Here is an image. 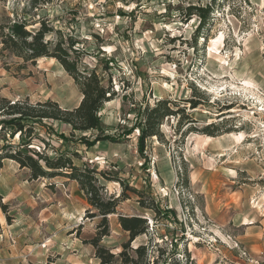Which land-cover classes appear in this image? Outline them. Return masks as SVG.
I'll return each instance as SVG.
<instances>
[{
	"label": "rangeland",
	"instance_id": "rangeland-1",
	"mask_svg": "<svg viewBox=\"0 0 264 264\" xmlns=\"http://www.w3.org/2000/svg\"><path fill=\"white\" fill-rule=\"evenodd\" d=\"M32 1L0 0V23L25 20L36 32L44 22L54 30L48 40L55 42L56 32L65 42L73 38L81 69L95 71L115 94L100 113L105 134L123 136L139 108L159 100L180 103L195 121L188 126L198 131L177 133L178 121L188 122L181 115L164 122L162 138L148 140L143 155L138 130L121 143L104 142L91 150L79 135L69 143L53 138L46 153H77L76 166L106 172L110 181L101 182L108 197L121 196L118 179L143 194L127 191L130 199L118 214L150 219V237L159 246L170 245V235L182 236L183 228L187 243L181 248L194 264H264V239H244L238 227L240 219L264 216V0H216L211 24L197 42L200 19H189L187 8H205L213 0ZM1 98L51 100L73 110L82 94L56 60L32 65L0 51ZM188 100L203 104L191 110ZM210 125L216 137L203 133ZM55 128L70 135L69 127ZM228 134H244L245 142L225 140L223 152L214 139ZM3 146L0 141V150ZM36 146L44 152L42 143ZM140 201L174 210L178 224L153 225ZM0 204V264H98L94 248L84 242L96 236L101 219L90 218L92 209L76 182L32 181L29 170L5 161ZM109 225L111 236L102 245L118 253L128 235L118 215L109 217Z\"/></svg>",
	"mask_w": 264,
	"mask_h": 264
},
{
	"label": "trees",
	"instance_id": "trees-1",
	"mask_svg": "<svg viewBox=\"0 0 264 264\" xmlns=\"http://www.w3.org/2000/svg\"><path fill=\"white\" fill-rule=\"evenodd\" d=\"M35 1H32L33 5H35ZM213 2L205 8L197 6L187 8L189 19L192 16H197L200 19L196 29V42L201 34L203 37L202 31L211 24L216 0ZM52 33L54 30L44 22L36 32L28 30L25 20L0 23L1 53H9L26 64L32 65H36L41 59L56 60L74 80L82 94L79 106L73 110L62 109L57 102L51 100L34 104L29 98L16 101L1 98L0 141L4 143V146L0 150V171L3 169L5 161H11L16 163L20 169L29 170L32 181L63 177L76 182L92 209L93 213L89 214L90 218L101 219L97 226L96 236L92 240L84 242L94 248L98 264H194L190 254L188 252L186 254L181 248L183 244L187 243L183 228L182 236L170 235V245L159 246L150 237L153 231L150 219L145 216L118 214L120 204L130 199L127 196V191H132L140 196L143 194L118 179L117 181L123 187L121 196L119 198L108 197L105 193V186L101 182V180L110 181L106 172L88 165L76 166L74 158L78 157L77 153L56 151L55 156H49L46 153L49 145L47 141L53 138L69 143L76 141V137L79 135L80 142L88 150H91L104 142L121 143L122 137L127 138L132 135L133 131L138 130V149L143 155L148 140L162 138L161 127L164 122L172 117L185 116L186 108H180V103L170 100H159L154 105L146 104L143 108H139V115L131 130L124 128L123 136L105 134L100 113L105 105L115 97L112 88L106 87L95 71L81 69L80 50L76 49V42L73 41V38H68L65 42L61 32H56L59 36L54 42L47 39V36ZM188 104L191 110H196L203 102L188 100ZM230 109L232 108L229 106L225 107V110ZM184 119L188 122L184 125L180 119L177 133H197L198 131L192 126H188L194 124L195 121L189 115ZM56 124L69 127L70 135L66 136L57 131ZM41 129L44 130L47 138H44ZM213 129L214 125L207 126L203 129V133L210 137H216L214 132H210ZM88 133H96V135L91 136L93 139L90 140L86 136ZM16 138L19 140L18 144L14 142ZM36 143H42L45 146L44 152L35 150ZM139 203L143 210L152 214L153 225L164 220L170 224L172 222L178 224L174 210L168 207L162 208L154 201L152 204H147L144 201ZM113 215H118V224L122 232L128 235V241L121 246L118 253H114L102 245V241L111 236L109 217ZM141 237H150V240L147 243L133 246ZM182 255L183 260H181Z\"/></svg>",
	"mask_w": 264,
	"mask_h": 264
},
{
	"label": "crops",
	"instance_id": "crops-1",
	"mask_svg": "<svg viewBox=\"0 0 264 264\" xmlns=\"http://www.w3.org/2000/svg\"><path fill=\"white\" fill-rule=\"evenodd\" d=\"M238 227L242 229L244 239H264V216L254 214L246 218L240 219Z\"/></svg>",
	"mask_w": 264,
	"mask_h": 264
},
{
	"label": "bare ground",
	"instance_id": "bare-ground-1",
	"mask_svg": "<svg viewBox=\"0 0 264 264\" xmlns=\"http://www.w3.org/2000/svg\"><path fill=\"white\" fill-rule=\"evenodd\" d=\"M221 41V38H219L217 41L213 42L215 45H217L219 42ZM216 47V46H215ZM248 86H251L250 82L246 83ZM263 111V110H262ZM234 112V111H233ZM225 140H235L234 142H237L238 144H243L245 142V135L244 134H240V135H234V134H228L225 135L223 137L214 139V142L216 143L218 148H221L223 150V152L227 151V147L225 146V144H223L222 142H224ZM235 144V143H234Z\"/></svg>",
	"mask_w": 264,
	"mask_h": 264
}]
</instances>
